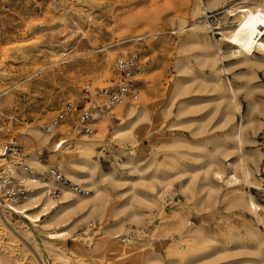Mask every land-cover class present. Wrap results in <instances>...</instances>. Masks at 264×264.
Here are the masks:
<instances>
[{
	"label": "rangeland",
	"instance_id": "374dc122",
	"mask_svg": "<svg viewBox=\"0 0 264 264\" xmlns=\"http://www.w3.org/2000/svg\"><path fill=\"white\" fill-rule=\"evenodd\" d=\"M196 1L199 0H0V147L5 143L15 142L23 147L30 164L35 155L41 162L49 164L48 166L58 165L65 173L60 154L77 151L79 141L95 142L92 159L97 163L98 171L107 178L104 213L95 214L80 222L69 238L57 240L59 246H62L61 249L68 255L67 259L45 246L40 238L41 234L32 222L24 219L20 213L13 212L8 215L7 212L6 216L11 221V230L9 231V228L7 231L15 235L17 244L9 246L6 234H3L0 239V253L5 264H27L31 257L39 264L29 248L33 245L32 240L21 238L25 229V226L21 225L23 223L34 228L42 251L40 255L46 264H158L150 263L146 258H120L112 243L116 240L122 244L123 241L121 242L119 236L115 237L113 232L118 229V220L125 216L124 212L127 210L124 211L123 205L130 196L127 178L132 172L129 170L128 154L135 153L147 159L156 156L160 161H164L173 160L169 155L171 152H180L178 154L183 157L184 162H192V158L181 153L184 149L191 150V145H166L162 136L157 134L154 121L161 107L168 103V89L178 76V45L189 29V26H186L179 30L178 26L181 20H184L185 25H189L205 17L202 13L192 14ZM231 1L236 0H226L224 4ZM208 14L211 15L208 17L211 23L208 35L215 40L213 37L219 38L220 34L216 33L218 29L213 27L218 22L222 27L233 22L225 15L221 5L212 8ZM204 43L206 41L187 46L185 53L192 61L193 70L199 75L192 87H197V84L201 86L199 95L208 99L214 97L215 92L206 90L211 84L202 79V76L206 78L211 68L202 65L199 61L202 57L196 55L203 51ZM220 45L223 49L226 48L225 50L229 49L228 44L224 42ZM131 50L140 56L141 72L137 74L138 99L117 106L114 115L102 121L94 134L77 136L71 123L64 122L54 133L48 135L50 140L45 145L31 139L33 129L37 127L43 130L42 126L49 122L67 101H72L74 107L82 103L87 82L91 83L92 87L112 84L118 75L115 70L116 57L120 52ZM257 56L264 58L262 53H257ZM224 61L230 68L224 77L229 76L236 83L242 80L241 83H246L248 88L243 87L238 94L240 109L236 111L234 118V122H245L243 150L219 152V156L221 162H224L222 165L225 173H228L232 160L243 153L245 161L252 167L253 180L259 184H249L246 181L227 184L219 180L218 188L207 194L209 188L201 189L204 172L200 170L191 196L181 191L177 178L163 198L156 197L150 189L143 188L142 193L148 198L157 199V202L140 205L145 213L142 221L145 230L143 236L133 242L135 245L145 248L152 245L153 250H160L169 256L173 254L175 247L184 249L185 244L180 238H190L191 227L195 224L205 226L209 237L219 239L227 233V225L230 223L235 224L244 233L245 225H253L264 232V62L249 68L233 57H225ZM201 105L202 109L197 114L207 116L208 120L202 135L196 138L191 132V127H173V130L181 132V135L191 142L210 135L226 136L230 126L222 128L217 125L221 113L212 110L215 107L214 101H205ZM129 106L151 109L153 119L152 123L150 122V133L137 129L133 137L116 134V129L127 120L126 110ZM172 108L174 112L177 111L176 105ZM190 115L184 113L176 117L170 116L167 121L171 122L175 118L185 119ZM164 129L168 134V128ZM60 134L72 137L70 148L56 149L54 139ZM209 146L213 147V143L210 142ZM197 150L199 151L197 147L193 149ZM207 153L206 149L205 156L195 162L208 164L211 159ZM8 160L12 163L14 161L12 158ZM33 166L38 171L37 167ZM176 166H179L178 162ZM213 167L215 164L211 169ZM168 168L176 169L173 166ZM209 176L211 177V172ZM243 192L253 195L259 203L258 215L261 219L243 200L236 199ZM179 215L188 218L189 222L180 225ZM2 216L1 213L0 222L4 221ZM89 222H93L94 226L89 236L90 245H87L78 234ZM138 224L126 221V229L119 234L126 232L131 226H139ZM19 234L22 236L19 237ZM101 237L105 238L106 243L98 247L97 240ZM214 243L223 246L221 240H215ZM22 246L28 248L26 255L20 251ZM231 253L236 255L224 257L223 254L221 259L211 264H231L235 259L244 257L249 259L244 264H256L253 259L262 260L261 255L246 250L242 253L234 250ZM40 255L39 261L42 264Z\"/></svg>",
	"mask_w": 264,
	"mask_h": 264
},
{
	"label": "bare ground",
	"instance_id": "6f19581e",
	"mask_svg": "<svg viewBox=\"0 0 264 264\" xmlns=\"http://www.w3.org/2000/svg\"><path fill=\"white\" fill-rule=\"evenodd\" d=\"M225 2L226 0L196 1L192 7V14L202 13L205 14V17L199 22L193 21L189 25H185L184 20H181L178 26L179 30L184 29L186 26H189V29L185 32L184 39L178 45L179 51L176 59L178 76L173 85L168 89V103L161 107L154 121V128H156L157 134L162 136L163 142L166 145L172 147L186 143L191 145V150L184 149L181 153L192 158V162H184L182 160L183 157L178 154L180 152H171L169 155L173 160L164 161H160L156 156L147 159L146 157H139L135 153L128 154L129 170L132 172L127 178L129 182L127 190L130 191V196L123 205L125 208L124 211L127 210L124 212L125 216L118 220V229L113 232L115 237L120 235V231L126 229V221L143 225L142 221L145 213L142 211L140 205H151L157 202V199L148 198L143 194V188H148L155 193L156 197L163 198L177 178L180 182L181 191L191 196L193 195L194 184L196 183L198 171L200 170L204 172V182L201 183V189L209 188L207 194H210L212 190L218 188L217 183L219 180L227 184H236L241 181H246L249 184L257 182L253 180L252 167L245 161L243 153L232 160L230 171L225 173L219 152L227 153L231 150L242 152L243 150L245 122L244 120L234 122V118L236 111L240 109L238 94L243 87L248 88V85L241 83L242 80L240 83H236L231 77H224V74H228L230 70L224 60L225 57H233L237 62L245 64L249 68L260 62H264L263 57L257 56V53L264 54V0H236L224 4ZM219 5L223 7L225 15L231 18L233 23L222 27L220 22H218L213 28L218 29L215 32L220 34V37H213L215 40H212L208 35V30L211 27V23L208 20V17L211 15L208 12ZM201 41H206V43H204L203 51L201 50L202 52L196 55L202 57L201 59L199 58L200 60L198 59L202 65H207L211 68L206 78L201 76L202 79H205L211 84L210 88L206 84L208 85L206 90L215 92V96L213 95L214 97L208 99H204L199 95V92L202 90L200 89L201 86H198L196 83L197 87L195 85V87H192V83L199 78V75L193 70L192 61L185 53L187 46L190 47L191 44H196ZM221 42L228 44L229 49H223V46L220 45ZM249 93L251 94V92ZM205 101H214L215 107L214 109L211 107L212 110L220 111L221 117L217 125L222 128L230 126V128L226 136L216 137L210 135L207 138L202 137L191 142L183 134L181 135V132H175L173 127H191V132L196 138L202 135L205 132V125L208 124H206L207 116H201L197 113L201 111L202 108L200 106ZM251 104L254 105V103ZM174 105L177 106L176 112L172 108ZM251 110L252 107L248 112L249 118ZM126 111L128 116L127 120L116 129L117 135L133 137L137 129H141L145 133L151 132L153 115L150 108L129 106ZM184 113H190L191 115L185 119L175 118L171 122L167 121V118L170 116L176 117ZM165 127L168 128V134L164 129ZM31 135V139L40 145H45L50 140L48 136L50 133H46L37 127L33 129ZM210 142L213 143V147L209 146ZM94 143L79 141L77 143V151L60 154L65 173L71 178L67 177L83 184L88 189V192H78L69 187H64L60 193L61 195L54 197L43 189L41 182L33 183L34 186H31L30 191L20 203H10L11 209L7 208L8 211L5 210L6 213L5 211L2 213L0 209L3 215L1 218L4 220L0 222V239L3 238V234H6L7 244L9 246L12 247L17 244L15 235L7 231L9 228V231L11 230V221L6 216L7 212L9 215L15 209L16 213H20L24 219L32 222L35 229L41 234L40 238L42 242L49 250L62 258H68L65 250L61 249L62 246H59L57 240L69 238V235L73 233L80 222L95 214L102 215L107 202V188L105 183L107 178L98 171L97 163L92 159ZM196 147L199 148V151H193ZM206 149L208 150L207 155L211 161L206 165L196 163L195 161L205 156ZM0 155H3V149L1 147ZM2 158L8 159L9 157L3 155ZM143 161L146 162L142 163ZM177 162L179 166H176ZM213 164H215V167L211 169ZM31 165L37 167L38 173L44 172L49 167V164L41 162L35 155L31 158ZM168 166H173L176 169H169ZM210 172L211 177L209 176ZM23 175L27 179L31 178L27 171H23ZM236 199L243 200L246 206L257 214L258 218L261 217L258 213V209L260 208L259 203H257L253 195H246L243 192ZM178 218L180 225H185L189 222V219L182 215H179ZM21 225L25 226L24 236L19 234V237L22 236L21 238L24 237L32 240L33 245L29 247L30 251L33 254L32 256H35L34 258L41 264L38 255L42 251L40 244L36 240L34 228L28 224L24 225V223ZM227 226V233L219 239L214 236L209 237L205 226L193 225L191 227L192 233L189 235L190 238H180V241H183L185 244L184 249L180 250L178 247H175L176 249L173 251V254L171 253L169 256L160 250H153L152 245L149 248L135 245L133 242L137 241L138 239L136 238L138 237L126 242L121 241V245L118 243L119 241L115 240L112 246L117 250V255L121 256L120 258H129L130 260L146 258L150 263L158 264H211L221 259L223 254L225 255L224 257H230L233 254L236 255L235 253H231L234 250H239L240 253L246 250L261 255L262 260H253L256 264H264V232L253 225H245L246 233L242 232L235 224L230 223ZM43 234L45 235L43 236ZM78 235L82 239L81 233ZM89 236L90 232L87 238L90 242ZM215 240H221L223 246L216 245L214 243ZM105 243L106 240L104 237L97 240L98 247H101ZM27 249L25 246L20 247V251L24 255L27 254ZM29 259L27 264H36L32 257ZM40 259L43 262L42 264H46L41 255ZM248 260L245 257L244 259H235L231 264H244ZM0 264H5L1 253ZM226 264L229 263L227 262Z\"/></svg>",
	"mask_w": 264,
	"mask_h": 264
},
{
	"label": "built area",
	"instance_id": "2783aa9c",
	"mask_svg": "<svg viewBox=\"0 0 264 264\" xmlns=\"http://www.w3.org/2000/svg\"><path fill=\"white\" fill-rule=\"evenodd\" d=\"M115 66L117 78L112 84L92 87L87 82L84 86V98L82 103L74 107L72 101H67L63 108H59L57 113L46 122L42 129L46 133H53L57 126L64 122L72 125V130L77 136L95 133L102 121L108 116L114 115L115 108L128 101L138 99V76L141 72L140 56L137 52L123 51L116 57ZM76 111H75V110ZM72 137L64 134L58 135L55 141L56 149L70 148ZM3 155L12 158L13 163L8 159H3L0 155V209L2 213L8 211L10 203H20L30 191L35 182H41L43 189L52 196H59L64 187H69L78 192H88V189L81 183L74 182L66 176L58 165L49 166L44 172L38 173L26 158L23 147L15 142H8L1 146ZM27 171L30 179L23 175ZM11 209V208H10ZM14 214L16 210L14 209ZM93 222L81 230L82 241L90 245L87 240L89 232L93 229ZM145 226H131L128 230L119 235L121 241L126 242L142 235ZM85 238L86 240L84 241Z\"/></svg>",
	"mask_w": 264,
	"mask_h": 264
}]
</instances>
